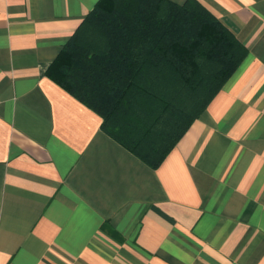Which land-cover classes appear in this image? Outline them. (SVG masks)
<instances>
[{"label":"crops","instance_id":"1","mask_svg":"<svg viewBox=\"0 0 264 264\" xmlns=\"http://www.w3.org/2000/svg\"><path fill=\"white\" fill-rule=\"evenodd\" d=\"M99 1L0 0V264H264V0H196L247 56L157 168L49 73Z\"/></svg>","mask_w":264,"mask_h":264},{"label":"trees","instance_id":"2","mask_svg":"<svg viewBox=\"0 0 264 264\" xmlns=\"http://www.w3.org/2000/svg\"><path fill=\"white\" fill-rule=\"evenodd\" d=\"M247 48L196 0H100L49 73L157 168L208 108Z\"/></svg>","mask_w":264,"mask_h":264},{"label":"rangeland","instance_id":"3","mask_svg":"<svg viewBox=\"0 0 264 264\" xmlns=\"http://www.w3.org/2000/svg\"><path fill=\"white\" fill-rule=\"evenodd\" d=\"M132 139H133V136H131V141H132Z\"/></svg>","mask_w":264,"mask_h":264}]
</instances>
